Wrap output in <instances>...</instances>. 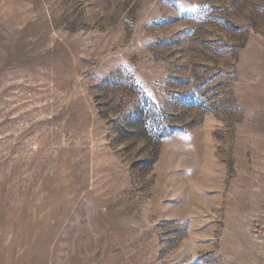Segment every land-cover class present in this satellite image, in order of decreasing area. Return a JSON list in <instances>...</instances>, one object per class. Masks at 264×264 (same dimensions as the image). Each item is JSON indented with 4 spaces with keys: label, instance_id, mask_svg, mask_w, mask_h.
I'll list each match as a JSON object with an SVG mask.
<instances>
[{
    "label": "rangeland",
    "instance_id": "1",
    "mask_svg": "<svg viewBox=\"0 0 264 264\" xmlns=\"http://www.w3.org/2000/svg\"><path fill=\"white\" fill-rule=\"evenodd\" d=\"M0 264H264V0H0Z\"/></svg>",
    "mask_w": 264,
    "mask_h": 264
}]
</instances>
